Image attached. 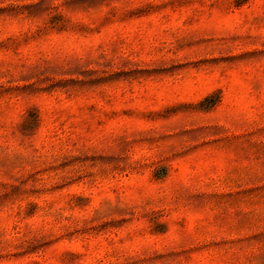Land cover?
Instances as JSON below:
<instances>
[{
	"label": "rangeland",
	"instance_id": "1",
	"mask_svg": "<svg viewBox=\"0 0 264 264\" xmlns=\"http://www.w3.org/2000/svg\"><path fill=\"white\" fill-rule=\"evenodd\" d=\"M0 264H264V0H0Z\"/></svg>",
	"mask_w": 264,
	"mask_h": 264
}]
</instances>
